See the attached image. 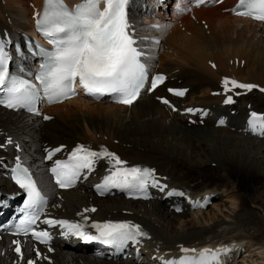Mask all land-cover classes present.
Listing matches in <instances>:
<instances>
[{"label":"bare ground","instance_id":"6f19581e","mask_svg":"<svg viewBox=\"0 0 264 264\" xmlns=\"http://www.w3.org/2000/svg\"><path fill=\"white\" fill-rule=\"evenodd\" d=\"M80 1L66 0L70 4ZM195 1L130 0L129 22L136 29L139 47L146 54L144 59L151 73L167 77L164 85L153 93L144 90L131 106L85 98L77 85L76 98L45 107V114L40 117L0 107V142L11 136L21 145L19 153L12 145L0 150V264H16L18 260L11 244L13 238L1 230L13 210L8 198L15 199L19 192L5 168L17 154L47 191L51 216L79 221L89 236L95 235L92 221L128 220L141 225L151 237L133 246L132 251L121 253V257L99 240H91L95 242L96 254L89 259L84 246L74 244V248L66 250L71 238L69 234L61 235L62 230L57 227L51 230L49 247L53 251L39 247L49 259H41L38 264H167L169 259L174 260L172 264H181V257L196 261L201 250L215 252L225 248L232 252L220 256L216 264H264V209L242 210L232 193L240 176L264 181V126L256 128L259 133L248 128L252 111L264 114V94L250 92L258 97L250 102L245 97L249 92L244 91L234 105L228 106L224 104L226 94L222 87L223 79L228 77L264 88V52L256 43L245 41L252 28L264 29V25L233 15L231 7L236 0L198 8L193 7ZM42 8L43 0H0V35L7 33L18 43L23 36L36 37L34 22ZM155 24L164 30L155 31ZM198 25L208 28V35ZM170 30L172 35H167ZM224 32L239 33L236 39L230 34L227 38H232L226 40L222 39ZM164 35V43L171 50L164 51L158 45L160 40L154 42L156 36L162 40ZM9 51L15 57L14 46ZM19 60L14 69L21 63L25 69L37 67L34 63L38 60L25 48ZM238 71L244 76H237ZM176 87L188 89L184 98L168 94V88ZM159 96L169 104L161 103ZM72 105L74 108L69 107ZM189 107H201L202 111L191 116L186 111ZM78 144L97 151L103 147L128 165L153 168L168 188L161 191L153 187L151 198L145 201H131L116 192L99 197L92 187L107 172L104 161L76 188L57 191L48 184L46 170L51 162L44 160L45 149L64 145L57 156L60 157ZM212 163L217 164L221 185L210 186L193 175L195 172L201 178L203 170ZM171 188L183 192V200L180 196L163 200ZM186 195L200 203L205 197L212 199V215L209 203L204 208H192L185 202ZM53 203L60 206L52 207ZM93 207L96 211L86 213L87 222L77 215L84 208ZM175 207L181 210L176 211ZM182 247L195 251L182 252Z\"/></svg>","mask_w":264,"mask_h":264},{"label":"snow or ice","instance_id":"6c2138e0","mask_svg":"<svg viewBox=\"0 0 264 264\" xmlns=\"http://www.w3.org/2000/svg\"><path fill=\"white\" fill-rule=\"evenodd\" d=\"M199 2L203 3V0ZM216 2L220 3L221 0ZM128 4L129 0H83L74 10H69L63 0H45L43 13L37 14L36 27L52 47L49 49L40 44L31 45L28 38L31 54L39 57L38 68L31 78L10 72L12 56L6 50L10 40L4 38L7 37V33L0 37V105L12 110L25 108L39 115L34 105L39 101L41 91L50 100L68 99L77 94V82L88 95L96 97L108 95L124 105H132L141 90L152 92L157 89L164 83L166 77L164 74H149L147 61L144 59L146 54L139 47L136 29L129 23ZM232 11L236 15L251 16L264 22V0H239V4ZM16 50L20 51L19 45L16 46ZM20 71L22 73L23 69ZM148 82L150 87L146 88ZM222 87L226 94L224 104L227 105L234 102L233 96L228 94L233 89L251 91L258 86L225 77ZM259 90L264 92V88ZM168 91L183 96L187 89L169 88ZM158 99L164 104H169L163 97ZM258 116L264 120V114L251 113L252 118ZM44 119L47 120L49 117L45 116ZM249 124L254 125V120L250 119ZM252 130L256 131L255 126ZM261 134H264V129L261 130ZM8 145L14 146L17 153L21 150V145L11 136L0 142V149ZM64 147L60 145L51 151L45 149L47 155L44 158L52 160L53 154ZM104 161L107 164V175L103 177L102 183L94 185L100 195L110 189H120L129 193H143V198L146 199L149 186L157 187L161 191L168 188L167 184L161 183L155 169L129 166L127 161L103 147L97 151L78 144L72 149L68 162L55 160L49 171L55 186L67 189L75 186L79 180L86 179L87 173L93 171L97 162ZM10 177L25 197L19 222L13 225L12 232L13 236L25 238L23 242L20 239L12 240L15 246L13 251L18 257L16 264H38L41 259L48 260L49 257L38 245H47L52 239L49 229L57 227L62 230L61 235L70 233L89 240H99L113 245L118 251L139 245L143 239H151L141 225L128 220L92 221L91 228L95 229L96 234L88 236L83 231L84 225L79 221L51 216L48 213L50 197L47 191L39 186L40 182L34 179L30 168L23 164L19 154L14 157ZM167 194L184 195L176 189L168 191ZM59 206L56 203L52 204V207ZM180 210L179 207L176 208V211ZM95 211V207L84 208L82 213L78 212L77 215L87 222L89 216L86 213ZM40 224H46L48 228H41ZM47 251L52 252L53 249L48 247ZM181 251L194 252L195 249L182 247ZM228 251L226 248L215 252L201 250L197 264H216L221 253L226 254Z\"/></svg>","mask_w":264,"mask_h":264},{"label":"rangeland","instance_id":"374dc122","mask_svg":"<svg viewBox=\"0 0 264 264\" xmlns=\"http://www.w3.org/2000/svg\"><path fill=\"white\" fill-rule=\"evenodd\" d=\"M160 9H161V7L157 8V11H159ZM149 10H150V8H149ZM140 15H142V13H140ZM159 26L160 25L155 24V26H154L155 31H163L164 30V29H161ZM241 26L250 27V25H246V24H243V23H241ZM198 27L200 29L203 28L204 31H207V35H208V28H206L204 25H201V26L198 25ZM166 33H167V35L168 34L172 35L171 30L167 31ZM238 33L239 32H236V33L232 34L230 32V34L232 35L233 39L234 38L236 39L238 37ZM230 34L229 33L225 34V32H224L222 39L230 40L232 37L231 38H227V37H230V36H228ZM235 34H237V35H235ZM167 35H164V38L162 40L158 36H156V38L154 39L156 43H158L157 40H160V43L158 45H161L163 47L164 51L172 49L170 47L169 48L166 47L167 43H164V39L167 38ZM233 35H235V36H233ZM245 41L246 42L252 41V42L256 43L257 48L264 52V29L260 28V29L254 30L252 28V31L247 36H245ZM155 45H157V44H155ZM242 65H244L243 61H242ZM240 69H242V68L240 67ZM237 76H244V73H241L240 71H238L237 72ZM219 91L220 90H218V92ZM251 94L252 93L249 92L248 94L245 95V97L248 96L247 100H249L250 102H255L258 99V97L255 94L254 95L253 94L251 95ZM46 107H48V106H46ZM69 107H73L74 108V105L69 106ZM248 109H250V108H248ZM253 109L258 110L259 107H256V108L254 107ZM201 125H203L202 122H201ZM3 149H5V148H3ZM3 149H0V150H3ZM207 166L208 167L205 170H203L201 178L198 177L195 172L193 174L194 177L198 178V179H201V181L204 182V183L207 182L208 185H210V186H212V185H221L222 184V182H221V174L219 172V169L217 168V164L212 163V164H208ZM47 180H48V184L51 186L50 177L48 176V174H47ZM235 187H236V189L232 193H233L234 197H236L237 204L239 203L238 206L240 208L243 207L242 210L256 208V210H258V211H263V209H264V181L263 180H261L259 178H256L254 176H251V177L240 176V177L237 178ZM0 198H3L1 196V194H0ZM182 200H183V197H182ZM211 205H212V200H211V202L208 205V209L210 210V212H211L210 214L212 215L213 210H211ZM179 215H181V214H179ZM261 225L264 228V223H262ZM74 244L75 243H71V244L65 246V249L66 250H68V249L70 250L71 248H74L73 247ZM82 245L86 246V244H82ZM86 253L88 254V256H90L89 257V259H90L92 257V254H94V247H89V249L87 250ZM142 255H143V253H142ZM94 261H97V260L93 259V262Z\"/></svg>","mask_w":264,"mask_h":264}]
</instances>
